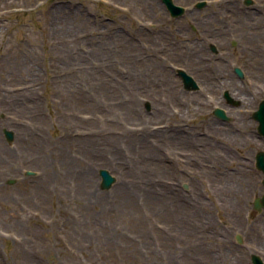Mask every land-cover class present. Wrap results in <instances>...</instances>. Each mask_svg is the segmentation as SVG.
Returning a JSON list of instances; mask_svg holds the SVG:
<instances>
[{
    "label": "rangeland",
    "instance_id": "rangeland-1",
    "mask_svg": "<svg viewBox=\"0 0 264 264\" xmlns=\"http://www.w3.org/2000/svg\"><path fill=\"white\" fill-rule=\"evenodd\" d=\"M144 3L0 0V264L264 263V138L209 129Z\"/></svg>",
    "mask_w": 264,
    "mask_h": 264
},
{
    "label": "flooded vegetation",
    "instance_id": "flooded-vegetation-1",
    "mask_svg": "<svg viewBox=\"0 0 264 264\" xmlns=\"http://www.w3.org/2000/svg\"><path fill=\"white\" fill-rule=\"evenodd\" d=\"M142 1L147 12L146 31L164 34L163 26L174 24L173 32L169 33L172 40L164 43L163 52L183 51L182 42L193 50L188 49L186 54L194 56L191 67L198 69V74L191 75L181 66H175L174 70L183 69L193 78L196 89L192 91L198 93L206 84L210 89L209 95H205V106L196 102L197 114L205 110L211 116L209 129L224 134L248 130L261 137L264 0H172L175 6L183 8L180 13L177 9L170 10L165 0ZM158 26L160 30H155ZM165 28L168 30V26ZM180 80L186 90L181 77ZM246 121H251V128L243 127Z\"/></svg>",
    "mask_w": 264,
    "mask_h": 264
},
{
    "label": "water",
    "instance_id": "water-1",
    "mask_svg": "<svg viewBox=\"0 0 264 264\" xmlns=\"http://www.w3.org/2000/svg\"><path fill=\"white\" fill-rule=\"evenodd\" d=\"M165 1L168 3L170 10L179 9L180 11H182L180 8L174 6L171 0H165ZM177 72L182 77L186 89L188 90L196 89V84L193 81L191 76L187 75L183 70H178ZM256 118L258 119L259 117H256ZM3 133L8 142H11L13 140V133L11 131L4 130ZM260 134L264 136V114L260 116ZM255 167L259 171H261L264 175V151H259L256 153ZM26 174L32 175L33 173L30 171H27ZM98 174L100 177V187L103 190L109 189L112 186V184L115 182V177L111 175L110 172L106 169H100ZM9 183H12V181H9ZM262 185L264 188V178L262 180ZM252 206H253V209L256 211H260L261 209H264V192L260 197H256L253 200ZM237 240L238 242L241 241L239 237H237ZM250 259H251L252 264H264L261 258L256 254H252Z\"/></svg>",
    "mask_w": 264,
    "mask_h": 264
}]
</instances>
